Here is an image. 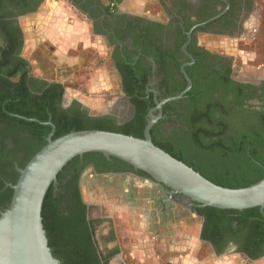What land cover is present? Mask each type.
<instances>
[{"label": "flooded vegetation", "instance_id": "1", "mask_svg": "<svg viewBox=\"0 0 264 264\" xmlns=\"http://www.w3.org/2000/svg\"><path fill=\"white\" fill-rule=\"evenodd\" d=\"M44 1L0 0V101L14 90L6 83L11 74L20 79L25 72L38 78L26 81L31 94L44 90L41 80L64 87L57 80L62 74L54 71L48 63L50 56L40 47L35 46L31 56L34 55L35 64L53 70L51 78L34 74L31 60L24 54L21 19L36 13ZM61 2L74 9L79 22L87 25L88 33L100 39L106 48L109 68L105 71L110 81L115 80L110 89L117 91L114 97L118 107L99 116H112L118 124L130 120L136 106L125 94L124 85L128 89L131 85L143 86L145 99L151 95L153 102L147 109V119L152 110L157 116L154 125L159 137H181L188 131V116L193 110L210 111L224 124V139L232 131L249 136L254 140L253 150L264 155V12L255 0H150L147 5L146 1L143 5L135 0ZM148 5L156 7L161 17H155L157 11L145 10L142 14L136 9H146ZM244 43L251 44L259 54L254 52L250 56V51L242 49ZM248 60L255 62V71L241 79L237 76V62L250 64ZM182 69L191 81L190 88L178 100L167 101L158 109L156 101L176 96L187 86ZM74 100L80 105L79 112L96 116L81 100L67 98L65 91L58 106L63 110L76 108ZM37 145L38 140L20 123L0 122V155L6 173H18L19 162ZM52 191L64 239L72 235V216H83L94 254L101 264L102 258L108 257L110 264L122 254L120 241L129 239L126 226L156 232L160 245L166 246V237L176 227L179 210L185 212V221L196 230L195 237L205 249L203 253L234 254L250 262L264 257V230L260 237L251 240V220L237 223V219L209 210H204V215L197 209L208 206H199L189 199L188 205L182 195L169 192V188L146 174L112 159L84 155L74 158L52 185ZM98 201L102 203L100 207ZM127 208L140 218L137 224L123 223ZM99 230L105 250L99 243ZM76 236L79 238L80 234Z\"/></svg>", "mask_w": 264, "mask_h": 264}, {"label": "trees", "instance_id": "2", "mask_svg": "<svg viewBox=\"0 0 264 264\" xmlns=\"http://www.w3.org/2000/svg\"><path fill=\"white\" fill-rule=\"evenodd\" d=\"M36 67L42 68L39 64H36ZM15 76V74H11L6 80L9 86H14V90L0 101V122L13 125L20 123L23 129L38 140L36 149L28 153L26 158L19 162V168H23L31 156L46 143L45 137L51 130L49 125L43 124L47 121L55 126L52 138L70 131L88 129L111 131L137 138L143 137V129L147 121V109L153 103L151 102V95L150 98L145 99L146 93L143 86L142 88H134L131 85L128 89L124 85L123 90L130 97L131 103L135 104L136 110L130 120L118 124L112 116H87L85 113L79 112L77 108L80 105L76 100L72 103L76 108L61 109L58 102L62 97L64 87L60 83L54 84L41 80L44 90L40 94H31L26 86V81L28 79L30 81L37 80L38 78L25 72L20 79ZM137 89L138 92H136ZM177 93L178 91L171 96ZM210 113V111L205 113L204 110H193L188 116V131L178 137L179 139L169 136L159 137L156 134V125H154L150 130L151 140L154 145L182 161L216 185L238 188L260 180L264 176V155H258L253 150L254 140L249 136H241L236 131H232L224 139L222 137L226 133L224 124ZM29 118L33 120H27ZM262 148L264 152V144ZM84 156L105 159L100 153H87ZM1 158L0 155V213L8 208L12 195V189L5 187V184H14L19 174L3 171L5 162ZM111 159L123 166L131 167L119 159ZM70 164L71 161L62 168L57 179L63 176ZM139 172L145 174L142 171ZM55 198L51 185L42 203L41 219L52 255L58 259L59 264H101L99 258L94 254L83 216H72L71 231H69L72 235L64 239L60 225L62 223L61 217L57 214L54 205ZM204 210L225 217L230 216L237 219V223L251 220L248 223L251 240L260 237L264 230V213L262 215L258 207L242 211L213 207L197 209L203 214ZM77 233L80 234L79 238L76 236ZM102 259L104 264H107L108 257Z\"/></svg>", "mask_w": 264, "mask_h": 264}, {"label": "water", "instance_id": "3", "mask_svg": "<svg viewBox=\"0 0 264 264\" xmlns=\"http://www.w3.org/2000/svg\"><path fill=\"white\" fill-rule=\"evenodd\" d=\"M181 71L187 86L176 96L161 102L155 100L158 109L167 101L178 100L190 88V79ZM148 117L142 138L98 129L70 131L52 138L55 126L50 121L43 123L51 127L46 143L18 169L16 182L8 184L12 195L8 208L0 213V264H59L47 244L41 219L42 203L62 168L87 153H100L106 159L116 158L127 163L169 188V192L185 197L188 205L191 200L199 206L224 210L258 207L263 215L264 176L238 188L212 183L153 144L150 130L157 116L150 110Z\"/></svg>", "mask_w": 264, "mask_h": 264}, {"label": "rangeland", "instance_id": "4", "mask_svg": "<svg viewBox=\"0 0 264 264\" xmlns=\"http://www.w3.org/2000/svg\"><path fill=\"white\" fill-rule=\"evenodd\" d=\"M54 1L59 2L60 0ZM143 1H146L145 4L147 5L150 0H135L136 3H143ZM255 2L260 4L262 8L259 7V9L264 12V0H255ZM59 8L63 10L59 17L61 35L59 40L54 43L48 41L32 43L28 37L25 18L21 19V26L25 34L24 54L31 60L33 73L46 78H51L53 73L52 69L36 67L33 61L34 55L31 56V51L36 46L40 47L47 57L50 56L48 63L53 65L54 71L57 70L62 74L57 80L63 83L67 98L76 97L81 100L88 106L90 113L96 116L102 115L107 111L111 112V109L118 107L114 97L117 91L110 88L108 90L102 88L95 90L91 89L88 84L91 78L95 79L105 69L109 68L107 56L105 55L106 48L100 39L92 37L88 33L87 25L79 22L73 8L69 9L64 2L60 4ZM136 9L142 14L145 13V10H149L150 12L157 11L156 7H152L151 5H148L146 9L143 7H137ZM155 17L160 18L161 14L157 11ZM262 25L264 26V22H262ZM73 29H76V33L70 37L69 31ZM69 39L72 41L68 55L73 56L75 61L73 60L74 63L71 65H66L63 62L60 64L57 49L64 42L68 43ZM249 45L251 44L244 43L243 46L245 48L242 49L247 52L250 51V56H253L252 53L254 52H258L259 54L256 48ZM247 63L253 64V66L237 62V76L241 79H244V75H249V73L255 71V62L248 60ZM111 81L114 82L115 80L111 79ZM113 86L115 85L113 84ZM135 184L137 185L138 183L135 182ZM84 197L89 201V195L85 194ZM98 203L100 207L102 203L100 201ZM123 208L126 209V207ZM128 210L125 213L124 219H122L123 223L128 225L133 221V223L137 224V220H140V218H138L137 214L133 215L135 213L133 209ZM185 215L184 211H178L176 227H173V230L168 232L166 246L160 245L159 234L156 232L140 231L126 226L125 229L128 230L126 233L129 234V239L125 242L120 241L122 254L116 260H112L110 264H264V257L250 262L244 261L240 256L234 254L214 256L211 252L203 253L202 250L205 249L201 247V244L195 237L196 230L192 229V225L185 221ZM100 233L101 230L98 231L99 243L101 249L105 250L106 243L101 240Z\"/></svg>", "mask_w": 264, "mask_h": 264}, {"label": "crops", "instance_id": "5", "mask_svg": "<svg viewBox=\"0 0 264 264\" xmlns=\"http://www.w3.org/2000/svg\"><path fill=\"white\" fill-rule=\"evenodd\" d=\"M61 0L56 2L54 0H45L39 10L27 17H25V24H27V33L30 41L32 43H38L42 41H48L54 43L59 40L61 35V23L59 17L61 16ZM260 8V4H258ZM76 29L70 30L69 35L74 36ZM78 34V33H77ZM64 35V34H63ZM71 41L64 42L57 49L58 61L65 63L66 65H71L74 63L75 58L68 55L69 48L71 46ZM74 60V61H73ZM89 87L91 89H105L111 88V81L105 71L99 74L95 79L91 78L89 80Z\"/></svg>", "mask_w": 264, "mask_h": 264}]
</instances>
